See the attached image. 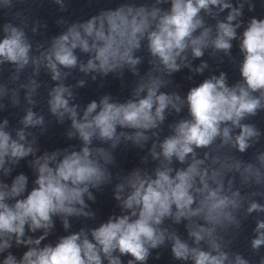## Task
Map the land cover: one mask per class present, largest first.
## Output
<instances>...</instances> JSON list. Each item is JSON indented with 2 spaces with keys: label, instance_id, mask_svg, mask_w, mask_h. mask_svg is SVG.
<instances>
[{
  "label": "clouds",
  "instance_id": "1",
  "mask_svg": "<svg viewBox=\"0 0 264 264\" xmlns=\"http://www.w3.org/2000/svg\"><path fill=\"white\" fill-rule=\"evenodd\" d=\"M37 2L0 0V264H149L162 250L176 264H264V0H122L58 16L50 37ZM183 69L188 81L208 75L182 94ZM126 74L123 101L77 102L89 79L126 87ZM53 124L77 143L42 150ZM121 147L143 153L137 166L120 167ZM106 187L118 212L98 221ZM250 217L245 254L236 244ZM57 222L64 234L50 239Z\"/></svg>",
  "mask_w": 264,
  "mask_h": 264
}]
</instances>
